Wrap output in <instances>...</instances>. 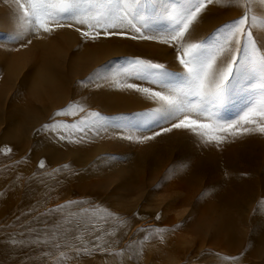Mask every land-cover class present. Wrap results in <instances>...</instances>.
Instances as JSON below:
<instances>
[{"label":"rangeland","instance_id":"1","mask_svg":"<svg viewBox=\"0 0 264 264\" xmlns=\"http://www.w3.org/2000/svg\"><path fill=\"white\" fill-rule=\"evenodd\" d=\"M224 3L207 4L185 44L211 43L240 18V7ZM169 5L149 0L148 24L135 21L141 32L67 18L45 32L0 0V264H264V135L217 146L187 129L165 131L179 119L154 117L160 102L123 86L164 91L131 73L137 58L183 73L179 44L162 42ZM250 15L264 16V0H251ZM249 92L237 89L216 118L238 119ZM69 104L85 111L56 115ZM93 112L100 119L89 117L83 132L43 127Z\"/></svg>","mask_w":264,"mask_h":264},{"label":"snow or ice","instance_id":"2","mask_svg":"<svg viewBox=\"0 0 264 264\" xmlns=\"http://www.w3.org/2000/svg\"><path fill=\"white\" fill-rule=\"evenodd\" d=\"M12 2L17 5L14 14L18 19L22 18L27 24L34 23L45 32L53 30L50 24L62 26L60 21L64 18L77 24H86L89 29L103 28L106 33L108 29L122 27L125 23L134 31L141 32V27H138L135 21H139L141 26H146L150 19L145 15L149 0H12ZM213 2L214 0H174L175 6L169 5L165 9L171 28L168 37L162 42L171 40L179 44L177 50L182 49L183 54L178 56V60L183 66V73H170L163 64L139 58L129 62L130 71L136 78L160 85L164 89L163 92L131 83L123 86L145 93L149 99L159 101L160 107L154 110V117L169 121L179 119L178 123H172V127L165 131H171L172 128L187 129L199 136L203 142L219 146L229 138L238 139L252 134L264 135V48L259 46L260 41L254 35L257 30L264 35V16L250 15L251 0H225L224 6L242 9L240 18L219 29L218 34L210 38L211 43L201 41L185 44L184 37L190 25L207 4ZM215 2L221 3V0ZM81 34L85 37L90 35L89 32ZM173 78L178 79L182 87L169 88L168 83ZM118 86H121L119 82ZM237 89L240 92H248L251 89L249 95L252 98L240 109L238 119L222 123L216 118L217 109L225 106ZM84 111L78 104H69L56 115H77ZM89 117L93 118L91 123L95 125L100 119V114L88 113L78 124L61 123L43 127L54 132L69 130L71 135V130L83 132L85 127L89 126ZM40 166H44L42 162ZM261 205H264V198L258 207ZM225 259L235 260L239 257Z\"/></svg>","mask_w":264,"mask_h":264},{"label":"bare ground","instance_id":"3","mask_svg":"<svg viewBox=\"0 0 264 264\" xmlns=\"http://www.w3.org/2000/svg\"><path fill=\"white\" fill-rule=\"evenodd\" d=\"M262 239H264V231H261L260 232V240L262 241ZM260 241V242H261ZM261 245H262V243H260ZM175 250L173 249V248H171L170 247V253H173ZM186 251H189V249H187ZM196 252H198V250L197 251H195V250H193V253H196ZM173 260H174V262H178L180 259H179V256H176V257H174L173 258ZM177 260V261H176Z\"/></svg>","mask_w":264,"mask_h":264}]
</instances>
